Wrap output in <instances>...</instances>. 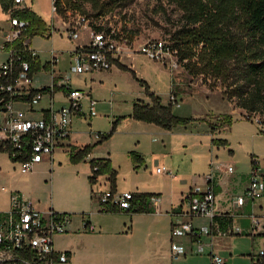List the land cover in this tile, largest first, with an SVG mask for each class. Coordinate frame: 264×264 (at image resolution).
Segmentation results:
<instances>
[{
  "label": "rangeland",
  "instance_id": "374dc122",
  "mask_svg": "<svg viewBox=\"0 0 264 264\" xmlns=\"http://www.w3.org/2000/svg\"><path fill=\"white\" fill-rule=\"evenodd\" d=\"M30 7L39 13H46L48 19L51 18L50 1L32 0ZM9 19L10 16L7 18L0 12V29H4L3 34L8 30ZM55 19H51L50 25L55 23V28H61L60 21ZM62 19L60 16L61 21ZM108 22L114 27L120 28L127 36L126 38L131 40V47L136 48L147 40L163 39L170 42V36L183 24L184 20H182V11L166 0H134L124 7L117 8L116 12L104 21L105 24ZM55 31L59 32L54 29L49 38L35 37L29 44L43 62L50 61L52 57H55L53 72L42 71L36 75L34 85L48 84L49 86L51 75L62 73L68 68V62L71 59L70 51L77 46L87 45L89 42V34L85 29H80L78 36L71 40L65 34L60 36ZM1 39L0 65L7 58V52L2 50ZM174 61L175 64L170 61L161 63L138 53L132 56L128 66L148 84V89L155 92L163 102L171 101L172 96L176 100L178 91L177 101H175L178 103L172 108L173 113L177 116L203 117L206 121L217 124L222 114L230 113L233 118L230 128L216 132L213 137L227 139L228 149L233 151L232 156L228 154L226 148L206 146L209 133L205 122L198 121L186 127L176 126L171 131L162 130L151 124H143L144 127L131 125L134 121L128 115L131 113L132 104L137 99H147L149 96L145 93V88L134 81L128 72L118 69L89 73L91 75L89 81L92 79V96L96 100L95 114L90 118L87 117L84 121H73L71 126L74 137L72 140L77 145L92 143L98 133H107L110 130L113 120L126 117L121 129L116 130L109 140L95 148L93 154L96 158L108 155L111 157L114 167L118 171V183L121 191L124 192L126 189V182L122 180L127 178L129 187V183L135 180L141 184L139 189L160 191L159 200L177 199L181 193L186 192L193 176H201L208 171L207 162L209 161L215 165L230 161L235 168L236 176L242 177L247 170L250 171L249 161L250 156L253 155L258 158L261 168L264 169V135L260 133V129L264 130V116L259 117L256 114L247 116L244 110L235 107L233 99L226 100L223 95L225 88H222L219 79L214 80L211 76H208L209 79L201 75L195 76L177 63L176 56H174ZM70 77L73 82L78 79L73 75ZM211 84H215V87L209 89ZM39 102L38 105H47L44 100ZM58 105V102H54L53 107ZM257 118L262 121L261 127L256 123ZM135 149L144 153L145 167L124 175L128 172L130 165L127 152ZM56 159L60 164L55 165L56 167L54 166L52 171L57 173L61 181L74 177V184L69 189L82 191L83 187L87 188L86 179L81 175V171L68 163L66 152H58ZM8 162L5 154L0 153V207L8 200V195L1 188L7 186L5 177L20 176L19 174H21L20 165H10ZM170 164L176 166L175 170L170 168ZM156 167L164 168L166 171L157 173ZM74 171H78V173L74 174ZM233 181V179L230 181L229 187H233ZM40 188L42 191L43 185ZM236 192L237 190L234 189L233 193ZM18 194L20 195V193ZM49 195L52 196V192ZM260 200L264 204V194L255 199L254 203ZM244 211V217L253 213L250 209ZM262 215L264 216V213ZM127 217L117 215L116 222L126 223ZM139 236L140 231L137 230L133 233L132 238L137 239ZM245 236L240 238L237 243L239 251H248V253L257 255L263 250L259 239L254 240L251 245ZM184 238L186 237H179L177 240ZM122 243L124 244V241ZM185 258V261L178 264H211L210 257L196 251L194 245H192L190 254ZM221 258L225 259V264H250L249 257L241 255L239 252L233 253L231 259L226 254ZM124 260L127 261L126 258ZM135 262L136 264H150L148 256L143 251L135 254L134 259L130 261L131 264H135Z\"/></svg>",
  "mask_w": 264,
  "mask_h": 264
},
{
  "label": "built area",
  "instance_id": "2783aa9c",
  "mask_svg": "<svg viewBox=\"0 0 264 264\" xmlns=\"http://www.w3.org/2000/svg\"><path fill=\"white\" fill-rule=\"evenodd\" d=\"M51 11L56 14V0H49ZM13 3L23 7L24 0H13ZM63 32L71 40L78 36L80 29L87 30L89 42L84 46H77L70 51L71 61L66 70L57 75H51V83L44 90L32 88V74L29 73V65L8 51V58L0 65V151L6 153L9 158L17 160L21 173H28L34 164L49 160L54 149L60 141L68 137L71 122L74 116L81 110V100L85 97L84 91L71 87L73 74L84 72L108 70L111 60L123 53H139L146 57L165 63L170 61L175 64V50L169 47V42L163 39L147 40L136 48L131 47L130 39H127L120 28L104 21L108 16L97 19L86 17L77 11L67 10L61 16ZM10 27L3 34L4 42L11 43L20 36L24 22L10 18ZM51 34L54 27L50 26ZM3 42V43H4ZM23 46L36 56L35 50L29 47L27 40ZM49 63V71L53 72L55 57ZM61 92L65 103L53 107V94ZM44 92H47L49 104L45 115L41 118L28 117L26 113H32L33 107L41 100ZM171 102L175 101L174 96ZM24 104L26 109L16 106ZM94 100L90 99V106ZM257 125L261 127L262 121L257 118ZM10 148V150L8 149ZM250 171L247 176V187L241 195L231 199V211L220 213L219 217L234 218L239 216L238 211L248 201L252 202L260 198L264 193V173L259 170V160L253 155L250 158ZM233 170L230 164L215 165L210 163V170L205 175L206 189L204 192L188 193L183 199L186 206V214L192 218L196 216L213 219L215 215L214 178L215 173ZM164 168H157V173L165 172ZM169 173L171 171L169 170ZM131 193L110 194L99 193L97 199L100 202L110 201L119 208L127 209ZM9 207L0 212V264H56L67 260L65 252L57 253L54 250L53 238L63 234L70 223L67 213H59L53 209L47 211L38 210L28 199L17 192L9 193ZM158 196H152L149 204L156 205ZM250 231L255 232L259 228V217L250 213ZM84 226L89 231L94 227L89 221L84 220ZM231 233H239V227L230 230ZM208 227H195L191 222L173 225L170 229L172 239L186 237L198 252H204L203 236H209ZM170 253L173 259L185 256V247L175 242H170ZM211 264H224V260L216 254H209ZM261 250L256 256H262Z\"/></svg>",
  "mask_w": 264,
  "mask_h": 264
},
{
  "label": "crops",
  "instance_id": "0c3cea01",
  "mask_svg": "<svg viewBox=\"0 0 264 264\" xmlns=\"http://www.w3.org/2000/svg\"><path fill=\"white\" fill-rule=\"evenodd\" d=\"M31 4H32V0H24L23 7L26 6L31 11H33L37 16H39L45 22V24L49 28L51 26L50 25L51 19L56 18L55 20L60 21L61 28H55V23H54L53 24L54 29L59 30V32L58 31L55 32L59 33L60 36L64 35L63 32L64 26L62 21L60 20V15L51 13L50 16L51 18L48 19L47 18L48 15L46 13L42 14L39 13V11L32 9L30 7ZM0 12L5 14L7 18L9 17L7 13L2 11L1 4H0ZM9 20H8V30L10 27ZM3 30L4 29H0V38H2L1 39L2 44L5 41V39H3V33H2ZM35 37L49 38L48 33L41 36L37 35L29 40L27 39V43L30 44L31 40ZM135 54L138 53H134V54L124 53L114 57L111 60V65L108 70L118 69L122 72H128L131 77L132 75L130 72H133L137 79L143 81L148 86V84L143 79L139 78L136 75V73L128 66L129 60ZM8 56L9 54L7 52L6 57L8 58ZM36 56L42 66L48 62L47 60H45L44 62L41 61L37 52H36ZM7 58L5 60H7ZM70 61L71 59L68 62V66L70 64ZM42 71L49 72V70L41 68L39 71L32 73L33 89H42L48 86V84L34 85L35 76L39 75ZM98 71H106V70H98ZM98 71L73 74V76H76L78 79L76 80L77 83L71 81V87L84 91L85 97L81 100L82 110L78 115L73 117L71 125L73 124L74 120L84 121L87 117L90 118L95 114L94 107L96 105V100L92 96V92H91L92 79H90L89 81L90 78L89 76H91L89 73L98 72ZM132 79L136 81L135 78L132 77ZM136 82L139 84L138 81ZM50 83H51V77H50ZM148 90L149 93L158 96L155 92L151 91L150 89ZM177 94L178 91L176 93L175 101H177ZM49 97L50 95L47 92H44L41 100H44L46 102L45 104L47 105H43V106L38 105L40 104V102H38L33 107V112L26 113V115L28 114L30 115V116L27 115L28 117L32 116L33 118L43 117L45 115V110L47 109L49 104L48 103ZM52 97H53V102L59 103L58 106L63 105L65 103V99L60 91L54 93ZM90 99L94 100L93 106H90ZM137 101L146 104L150 102V98L137 99L134 103H136ZM161 102L163 104H167L170 101H167L165 103L161 99ZM16 106L24 110L26 109L24 104H16ZM132 106H131V113H132ZM131 113L130 115H128V117L132 119V121H134L133 123H131V125L133 124L138 127H144L143 124H151L134 119L131 116ZM225 114L231 116L230 113H225ZM125 118L126 117H119L115 119L117 121L115 130L110 134V136L107 139L103 141H99L98 136H96L94 142L85 145H77L72 140L74 136L72 134V126H71L68 137L60 141L57 147L54 149L51 156L52 161H49L47 159L40 161L34 164L32 169L28 173L20 172L21 173L19 174L20 176L9 175L5 177V180L7 181V186L1 188L3 189V191H5L6 195H8V198L10 192H17L20 193L21 196L28 199L40 211H47L49 209H53L54 211L59 213L69 214L70 223L67 226L66 231L63 234L54 236L53 238L54 250L57 253L65 252L67 255V260L64 263H56V264H131L130 261L134 259L135 254L141 253V251L145 252L146 256H148V260L150 261V264H178L179 262L185 261L186 259L185 256L190 254V252L192 251V245L187 238H184L185 240L184 239L177 240V238L172 239L170 237V229L172 225L181 224L184 222H191L192 225L195 227L206 226L209 228L210 230L209 236H205L202 238L204 242L203 254L208 255L209 257H210L209 255L210 253L216 254L219 257H222L223 255L226 254L231 259L233 253L239 252V254L241 255L248 256L251 264L250 254L252 253H248V251H239L237 247L238 245L237 243L240 238H244V235H246L245 237L249 239V243L251 245L256 239H259L263 244V237H261V234H264V216L262 215L264 213L263 212L264 204L263 202H261L262 200H260L257 203L256 202L254 203L255 200L252 202L250 201L246 202L238 211L240 215L231 219L229 227H226L227 225L226 223H224V221L220 222L217 219H210L208 217H201V216L190 218L186 214L188 209L183 199L188 193L192 192V193L200 194L204 192V190L206 189L205 175L210 170V163H211L210 161L207 162V165L209 166L208 171L201 176L199 175L196 177L193 176L190 180L189 185L187 186V191L181 193L177 199L159 200V202L156 205L149 204L150 208L153 209V212L151 213L126 214V213H106L101 211L102 206L100 204L101 202L97 199V195L99 193L109 192L112 188L114 189L116 194L149 193V194H155L158 197L161 195L160 191L154 189H139L140 188L139 186L141 184L140 182H137L135 180H132L129 183L130 185L129 187L127 183V178L122 180L126 182L125 183L126 189L124 190V192L121 191L119 189V183H118V171L114 167L113 160L111 159V157L108 155L106 157L96 158V156L93 154V150H95V148L105 143V141L109 140L116 130L121 129L122 123L124 122ZM185 118L194 119L186 126L198 121L205 122L207 124V132L209 133V137L207 138L208 143L206 144L207 147L209 146L213 148L214 147L226 148L228 154L230 156L233 155V151L231 149H228L229 142L227 139L213 137V135L216 132H220L221 130H226L230 128V126L233 123L232 116H231V123L229 125H224L222 127H220L218 123L215 124L214 122L206 121L203 117H197V118L185 117ZM154 126L160 128L157 125ZM176 126H183V125H176ZM174 127H172L170 130H165L162 128L160 129L165 131H171ZM212 139L224 140L226 144L212 145L211 144ZM87 145L91 146V153L89 154L88 158H82L76 161L71 159L70 153L72 149L74 151L73 153H75L77 149L83 148L84 146ZM58 152H64V153L66 152L68 163L71 164L75 169L78 168L79 171H81V175L86 179L87 188L83 187L82 191L71 190L69 189V187L74 184V177L67 178L64 181H61V178L57 176V173L52 171L55 165L60 164L59 160L56 159V155L58 154ZM0 153H4V152H0ZM4 154L6 156V159H8L9 161L8 164L19 165L18 162H12V160L9 158V156L6 153ZM127 157L130 161V165L128 168V172H126L124 175H127V173L129 172L134 173L135 170H140L142 167H145L144 165L146 162V158L144 156V153H142L139 149L129 150L127 152ZM91 158L108 160L109 168L111 171L114 172L113 182H111L109 174L103 172L95 177V181L92 184L89 183L88 178L91 175V171L88 161ZM225 164L232 165L233 170L231 172L221 171L215 173L214 201H215L216 216L219 215L220 213L231 211L232 209L231 199L235 196L241 195L244 192L245 188L247 187V176L249 171L247 170L242 175V177L236 176L237 174H235L236 171L233 164L230 161H228V163ZM169 166L171 169L174 170L176 168V166H174L173 164L172 165L170 164ZM157 168L158 167H156V169ZM259 170L260 172L264 173V169L261 168L260 162H259ZM76 172L78 173V171H74V174ZM232 179L234 180L233 187H229L230 181ZM41 184L43 185L42 188L43 192L41 191L40 188L42 187ZM234 189L237 190L235 194L233 193ZM50 192H52V196L49 195ZM5 202L6 203L0 207V212L6 211L9 207V199L6 200ZM246 209H250L251 211H253V213H255L259 217L260 225L255 232L250 231V220L247 216L244 217L245 215L244 210ZM117 215L128 216L127 217L128 220L126 221V223L123 222L117 223L116 222ZM84 220L89 221V223L93 225L94 227L93 231H89L86 228V226H84L83 223ZM234 227H239L240 232L236 234L231 233L230 230ZM137 230L140 231V236L137 239H133L132 235ZM173 240L175 242L177 241L178 243L182 244L185 247L186 249L185 256L180 257L178 259H173L171 257L170 242ZM123 241L124 244L122 243ZM124 258H126L127 261H125ZM222 259L224 260V264H225V259L224 258Z\"/></svg>",
  "mask_w": 264,
  "mask_h": 264
},
{
  "label": "trees",
  "instance_id": "16d2710c",
  "mask_svg": "<svg viewBox=\"0 0 264 264\" xmlns=\"http://www.w3.org/2000/svg\"><path fill=\"white\" fill-rule=\"evenodd\" d=\"M133 1L56 0V14L64 16L67 10H72L95 19L110 17L117 8L124 7ZM166 1L176 5L182 11V20H184L169 38V47L175 50L177 63L195 76L201 75L206 79L211 76L214 80L219 79L222 88H225L223 95L226 100L233 99L235 107L244 110L247 116L250 114L264 116V0ZM0 4L2 11L8 13L10 18L25 24L21 28L20 36L11 43L4 42L2 50L6 52L11 50L14 56L27 62L30 74L41 68L49 70V63L42 66L37 56L32 57L23 46V41L46 33L50 37V28L26 6L18 7L13 0H0ZM130 73L145 88V93L150 98L149 103L137 101L133 104L131 116L134 119L157 125L165 130H170L176 125L186 126L194 120L174 115L172 107L177 102L170 101L163 104L160 97L149 93L148 86L143 81L137 79L133 72ZM214 87L215 84L209 85V89ZM116 122V120L111 122L108 133L97 134L99 141L110 136L115 130ZM230 123L231 116L223 114L219 118L218 125L222 127ZM260 133L264 134V130L260 129ZM211 144L225 145L226 142L212 139ZM73 152L72 149L70 153L72 160L88 158L91 146L87 145ZM11 160L17 162V160ZM88 162L91 171L88 178L90 184L95 181L98 174L103 172L109 174L111 182L114 181V172L110 170L108 160L91 158ZM109 193L114 194V189L112 188ZM131 195L127 209L119 208L116 204L106 201L100 203L101 211L126 214L153 212L149 206V199L156 196L155 194L131 193ZM224 216H216L213 219L224 221L226 227H229L231 219ZM261 237H263V255L250 254L251 264H264V234H261Z\"/></svg>",
  "mask_w": 264,
  "mask_h": 264
}]
</instances>
